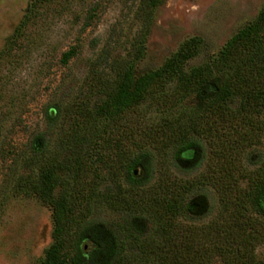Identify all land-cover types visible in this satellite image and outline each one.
<instances>
[{
    "label": "trees",
    "instance_id": "1",
    "mask_svg": "<svg viewBox=\"0 0 264 264\" xmlns=\"http://www.w3.org/2000/svg\"><path fill=\"white\" fill-rule=\"evenodd\" d=\"M41 1L33 0L27 12ZM164 1L142 0L145 29L132 57L113 79L96 84L103 96L92 108L75 105L53 154L42 135L29 146L36 166L18 175L15 189L51 208L52 242L40 264H264L256 254L264 245V155L252 168L240 161L247 151L250 160L264 138V2L210 61L186 68L203 45L192 36L159 67L136 75L152 12ZM75 53L69 48L62 61ZM193 96L198 104L184 106ZM144 101L167 107V115L147 124L124 117ZM202 140L213 166L192 181L172 179L166 163L185 160ZM152 150L160 169L145 185L138 169ZM205 184L218 195L217 215L196 226L177 221L192 209L189 193ZM101 206L122 216L99 228L86 213Z\"/></svg>",
    "mask_w": 264,
    "mask_h": 264
},
{
    "label": "rangeland",
    "instance_id": "2",
    "mask_svg": "<svg viewBox=\"0 0 264 264\" xmlns=\"http://www.w3.org/2000/svg\"><path fill=\"white\" fill-rule=\"evenodd\" d=\"M32 1L0 0V264H40L52 242L49 205L26 190L15 189L18 175L36 166L27 153L29 146L42 135L49 145L48 154H53L57 135L75 118V105L88 103L93 107L103 96L96 84L113 79L132 57L133 43L145 29L142 0H42L27 12ZM263 2L165 0L152 12L135 74L159 67L192 36L201 38L203 45L186 68L210 61L238 29L256 16ZM72 47L75 55L63 62L62 53ZM93 70L96 77L91 79ZM197 104L194 96L184 101L186 107ZM166 112L167 107L144 101L124 117L147 124ZM49 113L51 120L47 118ZM254 151L250 160L246 159L248 151L244 153L241 165L252 168L258 156L264 155V138ZM211 156L207 142L202 140L201 148L185 160L166 163L168 175L192 181L213 166ZM160 161L153 151L139 167L145 185L157 179ZM108 184V180L103 181L102 188ZM188 197L191 211L177 214V221L184 224H205L220 209L218 195L210 184L198 185ZM86 215V220L94 221L99 228L122 216L105 206ZM149 226L145 222L146 229ZM256 254L264 259L263 244L256 247Z\"/></svg>",
    "mask_w": 264,
    "mask_h": 264
}]
</instances>
